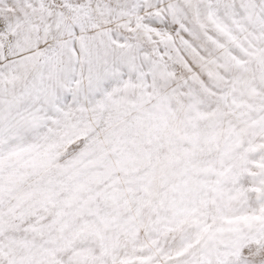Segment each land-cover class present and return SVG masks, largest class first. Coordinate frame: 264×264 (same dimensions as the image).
Masks as SVG:
<instances>
[{"label":"snow or ice","instance_id":"1","mask_svg":"<svg viewBox=\"0 0 264 264\" xmlns=\"http://www.w3.org/2000/svg\"><path fill=\"white\" fill-rule=\"evenodd\" d=\"M0 264H264V0H0Z\"/></svg>","mask_w":264,"mask_h":264}]
</instances>
